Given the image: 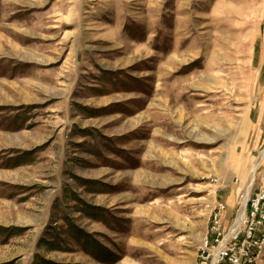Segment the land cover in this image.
<instances>
[{"label": "rangeland", "instance_id": "rangeland-1", "mask_svg": "<svg viewBox=\"0 0 264 264\" xmlns=\"http://www.w3.org/2000/svg\"><path fill=\"white\" fill-rule=\"evenodd\" d=\"M263 152L264 0H0V264H197Z\"/></svg>", "mask_w": 264, "mask_h": 264}, {"label": "built area", "instance_id": "built-area-1", "mask_svg": "<svg viewBox=\"0 0 264 264\" xmlns=\"http://www.w3.org/2000/svg\"><path fill=\"white\" fill-rule=\"evenodd\" d=\"M238 196L237 214L228 227L226 202L213 207L208 235L197 264H257L264 251V186H248Z\"/></svg>", "mask_w": 264, "mask_h": 264}, {"label": "trees", "instance_id": "trees-1", "mask_svg": "<svg viewBox=\"0 0 264 264\" xmlns=\"http://www.w3.org/2000/svg\"><path fill=\"white\" fill-rule=\"evenodd\" d=\"M75 229V228H74ZM75 240L78 242V244L84 249L85 252H88L95 256L96 259L100 261H109V263L115 262L114 256L111 253H107L106 250L103 249L101 244L97 242L93 237L85 234L84 232L75 229ZM49 246L54 248L56 247L59 249V246L49 243ZM41 264H53L51 262H48L44 259L40 260Z\"/></svg>", "mask_w": 264, "mask_h": 264}, {"label": "bare ground", "instance_id": "bare-ground-1", "mask_svg": "<svg viewBox=\"0 0 264 264\" xmlns=\"http://www.w3.org/2000/svg\"><path fill=\"white\" fill-rule=\"evenodd\" d=\"M262 159H264V152L262 153ZM256 171H257V167L255 168V170L252 173V179H251V184L250 185H252L253 182H254Z\"/></svg>", "mask_w": 264, "mask_h": 264}, {"label": "crops", "instance_id": "crops-1", "mask_svg": "<svg viewBox=\"0 0 264 264\" xmlns=\"http://www.w3.org/2000/svg\"><path fill=\"white\" fill-rule=\"evenodd\" d=\"M226 202H227V204L229 205V207L228 208H230V203L232 202V200H225ZM236 205H238V200H235V204H234V206H236ZM233 206V207H234Z\"/></svg>", "mask_w": 264, "mask_h": 264}]
</instances>
